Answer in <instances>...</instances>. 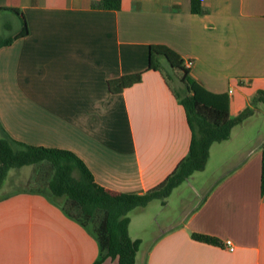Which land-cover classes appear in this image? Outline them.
Listing matches in <instances>:
<instances>
[{
    "label": "crops",
    "instance_id": "crops-1",
    "mask_svg": "<svg viewBox=\"0 0 264 264\" xmlns=\"http://www.w3.org/2000/svg\"><path fill=\"white\" fill-rule=\"evenodd\" d=\"M12 8L28 34L0 47L2 126L16 141L75 153L114 192L153 188L189 151L183 106L162 73L148 70L151 45L192 60L189 76L227 94L232 117L264 89V0H120V9H103L101 0H0L2 28H11L8 14L16 18L9 36L22 26L1 10ZM139 72L141 82L110 92L109 80ZM254 142L240 144L202 202L165 220L153 240L131 236V217L129 234L142 242L136 264H264V140ZM98 254L95 238L46 196H0V264H92Z\"/></svg>",
    "mask_w": 264,
    "mask_h": 264
},
{
    "label": "trees",
    "instance_id": "trees-1",
    "mask_svg": "<svg viewBox=\"0 0 264 264\" xmlns=\"http://www.w3.org/2000/svg\"><path fill=\"white\" fill-rule=\"evenodd\" d=\"M103 9H120V0H101ZM8 10L21 18L22 26L15 35L0 37V47L28 34L25 17L18 9ZM192 11L198 13L197 3ZM161 64H167L165 72ZM148 70L162 73L165 82L183 106L191 130L188 154L158 185L145 192H114L98 184L85 163L73 152L57 148L28 145L14 140L0 122V190L11 170L31 168L25 186L14 192H35L46 196L64 215L92 235L99 254L92 264H103L106 259L117 264H136L141 247L140 239L129 234L131 215L159 200L165 204L172 192L196 172H202L213 145L228 140L232 130L255 114L254 106L264 103V89L257 91L249 105L237 116L229 112L227 94L206 90L189 76L184 60L165 45H151ZM178 78L183 93L172 84ZM142 72L128 74L108 81L112 94L141 82ZM12 173V172H11ZM11 176V175H10ZM9 176V177H10ZM9 180V179H8ZM261 193H264V145L261 147ZM192 238L207 244L221 245L210 235L193 233Z\"/></svg>",
    "mask_w": 264,
    "mask_h": 264
},
{
    "label": "rangeland",
    "instance_id": "rangeland-1",
    "mask_svg": "<svg viewBox=\"0 0 264 264\" xmlns=\"http://www.w3.org/2000/svg\"><path fill=\"white\" fill-rule=\"evenodd\" d=\"M5 19L11 23V28L8 31L5 28L3 29L1 26L3 19H0V33L3 36H9L17 30V26L15 28L16 18L12 14H8ZM161 65L165 72L168 71L167 64ZM171 82L180 93H183L178 78L176 80L172 78ZM254 108L255 114L242 125L234 127L230 139L222 143L219 150H213L204 171L196 172L186 179L172 192L165 204L160 203L159 200H154L144 212L137 211L131 215L136 219L131 231L133 238L140 237L144 240H153L161 233L160 226L163 225L165 220L167 222L175 221L180 218L181 213L185 215L187 211L194 210L202 202L205 194L226 171L225 168L221 167L223 161L232 158L240 144L249 146L252 142V145H254L257 136L262 137L264 140V103H258ZM30 172L31 168L28 170V167H24L20 171L13 172L11 170L0 190V196L13 193L20 186L23 188Z\"/></svg>",
    "mask_w": 264,
    "mask_h": 264
},
{
    "label": "built area",
    "instance_id": "built-area-1",
    "mask_svg": "<svg viewBox=\"0 0 264 264\" xmlns=\"http://www.w3.org/2000/svg\"><path fill=\"white\" fill-rule=\"evenodd\" d=\"M192 63H193L192 60H185V61H184V66H185L186 68H190L191 65H192ZM224 246L228 247V249H229L230 251H233V250H234V247H233V245H232L231 240H225V241H224Z\"/></svg>",
    "mask_w": 264,
    "mask_h": 264
}]
</instances>
